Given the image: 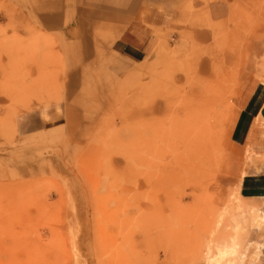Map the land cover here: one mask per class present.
<instances>
[{"label": "rangeland", "instance_id": "374dc122", "mask_svg": "<svg viewBox=\"0 0 264 264\" xmlns=\"http://www.w3.org/2000/svg\"><path fill=\"white\" fill-rule=\"evenodd\" d=\"M34 8L0 0V264H190L191 238L264 264V0H179L138 62L61 47ZM201 60L218 80L200 145L177 107ZM37 111L52 122L20 131Z\"/></svg>", "mask_w": 264, "mask_h": 264}, {"label": "crops", "instance_id": "0c3cea01", "mask_svg": "<svg viewBox=\"0 0 264 264\" xmlns=\"http://www.w3.org/2000/svg\"><path fill=\"white\" fill-rule=\"evenodd\" d=\"M34 1L35 8L31 10L30 17L34 18L36 30L60 40L61 47L92 49L108 48L112 44L118 54L138 62L155 47L156 33L168 27L171 11L179 0ZM34 113L39 114L40 111ZM38 114L31 121L19 120L18 129L32 132L47 126L46 120L52 122ZM56 120L54 115V122ZM231 136H236L234 129ZM245 142L243 139L244 147ZM247 148L249 153L250 148ZM250 156L254 158V154ZM248 189L243 188L245 193Z\"/></svg>", "mask_w": 264, "mask_h": 264}, {"label": "bare ground", "instance_id": "6f19581e", "mask_svg": "<svg viewBox=\"0 0 264 264\" xmlns=\"http://www.w3.org/2000/svg\"><path fill=\"white\" fill-rule=\"evenodd\" d=\"M259 44L264 47V38L260 39ZM260 45L246 47V53L255 54L261 47ZM194 68L196 69L195 75L187 80L185 93L177 107L180 113L177 114L178 116L180 115L185 131L187 132V130H190L195 136L193 141L199 140L201 145L203 141L207 140L212 127V120L214 118L212 113L213 106L209 98L215 95L216 89L214 87L218 79L216 78L214 69H209L208 64L204 60L198 61ZM43 98L46 99L45 102L44 99L43 102H41L44 107L53 102H57L55 95H47ZM238 197L240 198L239 194ZM233 209L238 211L239 207L236 206ZM209 221H212L210 223V228L216 227L215 224H217L218 221H213V215L210 217ZM211 243L212 241L205 247L204 257H201L200 246L198 247L194 238L189 239L187 243L188 248L191 249L188 256L189 263L238 264L240 262L238 246L234 240L226 245H218L216 247H212Z\"/></svg>", "mask_w": 264, "mask_h": 264}]
</instances>
